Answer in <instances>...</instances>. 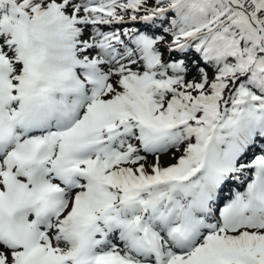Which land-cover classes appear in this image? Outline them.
I'll list each match as a JSON object with an SVG mask.
<instances>
[{"label":"snow or ice","instance_id":"6c2138e0","mask_svg":"<svg viewBox=\"0 0 264 264\" xmlns=\"http://www.w3.org/2000/svg\"><path fill=\"white\" fill-rule=\"evenodd\" d=\"M0 264H264V0H0Z\"/></svg>","mask_w":264,"mask_h":264},{"label":"rangeland","instance_id":"374dc122","mask_svg":"<svg viewBox=\"0 0 264 264\" xmlns=\"http://www.w3.org/2000/svg\"><path fill=\"white\" fill-rule=\"evenodd\" d=\"M161 159H162V163H165V164L172 162L170 155H165Z\"/></svg>","mask_w":264,"mask_h":264}]
</instances>
